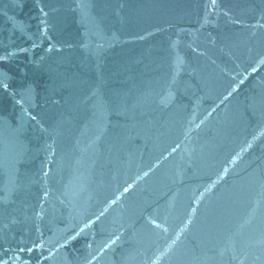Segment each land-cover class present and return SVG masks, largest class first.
Returning a JSON list of instances; mask_svg holds the SVG:
<instances>
[{"label":"water","instance_id":"water-1","mask_svg":"<svg viewBox=\"0 0 264 264\" xmlns=\"http://www.w3.org/2000/svg\"><path fill=\"white\" fill-rule=\"evenodd\" d=\"M0 264H264V0H0Z\"/></svg>","mask_w":264,"mask_h":264}]
</instances>
